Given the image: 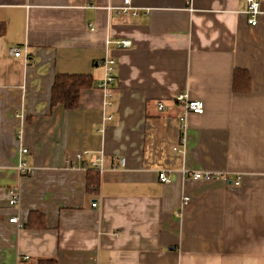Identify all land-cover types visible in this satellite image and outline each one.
<instances>
[{"label": "crops", "instance_id": "obj_1", "mask_svg": "<svg viewBox=\"0 0 264 264\" xmlns=\"http://www.w3.org/2000/svg\"><path fill=\"white\" fill-rule=\"evenodd\" d=\"M124 1L0 0V264H264V0L255 26L245 0H128L125 13ZM105 57L110 106L96 87ZM237 69L247 92L233 90ZM57 74L91 76L76 110L51 106ZM180 94L203 113L181 121ZM31 212L42 227L26 226Z\"/></svg>", "mask_w": 264, "mask_h": 264}, {"label": "built area", "instance_id": "obj_2", "mask_svg": "<svg viewBox=\"0 0 264 264\" xmlns=\"http://www.w3.org/2000/svg\"><path fill=\"white\" fill-rule=\"evenodd\" d=\"M246 2V6H247V23L251 26H255L257 21H256V17L257 15L260 13L259 10V0H245ZM122 12H127L128 10H131V8L129 7V1L125 0L124 1V7H122L120 9ZM133 15L135 13H132ZM94 28L90 27V31H93ZM106 45H110L113 44L115 49H127L131 47V42L128 40H120V41H109L106 40L105 41ZM9 54L10 56L16 57V58H23V59H27L28 57V50L25 46L23 47H12L11 49H9ZM102 65L104 68V77L101 81H99L96 85V87L104 92L105 98L107 99L104 102V105L106 106H110V99H111V94L108 91V88L113 84L114 80H115V60L111 57H105L102 60ZM109 100V101H108ZM176 101L183 103L184 106V113L182 115L181 121L184 120L183 118L188 114V113H193L196 115H201L203 113V104L201 101L199 100H192L188 97V95L186 94H180L176 97ZM157 107L158 110H163L164 106L162 103H157ZM111 116H107L104 118V120H111ZM182 141V140H181ZM183 142V141H182ZM27 153L26 149H21L20 150V154L23 155ZM88 154V151H81L75 154V159L80 162L84 156H86ZM125 163L126 160L125 158H114L113 162H112V168L113 169H117V168H124L125 167ZM86 166H82V169H86ZM89 169H93L95 171H97L98 173H102L104 171V167H103V161L101 157L96 158L94 161H92L90 163ZM17 170L18 173L21 177H26L32 174V169L31 167L27 166L26 163L24 161H19L18 166H17ZM186 172V171H185ZM183 172V174L185 173ZM188 176L192 177L193 179H211L212 175L209 173H205V174H201V173H197V172H193L190 174H187ZM158 179L161 183H166L169 181V177L167 172H160L158 174ZM233 185H239V181H235L233 183ZM11 198L9 199L8 203L10 206H13L17 203L18 201V191L16 189H13L11 192ZM188 201V197H185L183 199V202L186 203ZM91 207H96V202H93L91 204ZM10 223H14L17 226H21L17 219L15 217L9 219ZM25 260L27 259V257L24 258Z\"/></svg>", "mask_w": 264, "mask_h": 264}, {"label": "trees", "instance_id": "obj_3", "mask_svg": "<svg viewBox=\"0 0 264 264\" xmlns=\"http://www.w3.org/2000/svg\"><path fill=\"white\" fill-rule=\"evenodd\" d=\"M3 29L0 25V33ZM250 78L245 70L237 69L233 74V90L235 92H247ZM93 81L90 75L84 74H57L54 76L50 91L51 106L62 105L67 111L78 108L80 92L91 88ZM99 187L98 172L93 169L87 170L86 190L96 191ZM44 218L41 214L31 212L28 216L26 226L42 227ZM37 264H54L53 260L40 259Z\"/></svg>", "mask_w": 264, "mask_h": 264}]
</instances>
